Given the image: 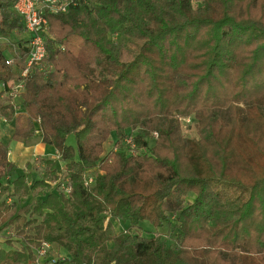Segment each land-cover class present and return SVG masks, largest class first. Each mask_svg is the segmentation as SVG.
Returning <instances> with one entry per match:
<instances>
[{
    "label": "trees",
    "instance_id": "16d2710c",
    "mask_svg": "<svg viewBox=\"0 0 264 264\" xmlns=\"http://www.w3.org/2000/svg\"><path fill=\"white\" fill-rule=\"evenodd\" d=\"M64 1L21 78L27 37L0 0V118L57 154L15 175L0 143V264H39L43 244L68 257L42 264H264V0Z\"/></svg>",
    "mask_w": 264,
    "mask_h": 264
},
{
    "label": "built area",
    "instance_id": "2783aa9c",
    "mask_svg": "<svg viewBox=\"0 0 264 264\" xmlns=\"http://www.w3.org/2000/svg\"><path fill=\"white\" fill-rule=\"evenodd\" d=\"M14 9L17 15L21 18L25 35L27 37V46L29 48L28 56L25 61V67L20 73L21 78H25L33 69H40L47 56V38H51L48 33V16L66 14L69 9V3L64 0H16ZM11 61H7L9 65ZM15 91L21 92L23 90V83L20 81L17 85H9ZM189 119H185V121ZM6 122L0 118V123ZM156 138V135L154 134ZM125 143L133 150L131 137L125 139ZM37 161L34 156L31 163ZM92 175H85V186L92 185ZM66 195L69 192L68 188L64 189ZM51 245L43 244L35 251L37 255V263L42 264L43 259L47 256L48 249ZM41 260V261H40Z\"/></svg>",
    "mask_w": 264,
    "mask_h": 264
},
{
    "label": "rangeland",
    "instance_id": "374dc122",
    "mask_svg": "<svg viewBox=\"0 0 264 264\" xmlns=\"http://www.w3.org/2000/svg\"><path fill=\"white\" fill-rule=\"evenodd\" d=\"M198 5H199L198 0H194L193 1V6L196 7ZM15 103L18 104L19 103V99H15ZM1 124L3 125V123H1ZM181 125H182V133H183L184 136H190V135L194 134L193 133V129H192V126H193V120L192 119L189 120V121L181 120ZM2 127H3V132H4V135H5V141L4 142L7 141L9 143V148L12 151V155L10 156V159L13 161V157L14 156H17V157L22 159V156H24V155H22V152L24 151V149H19L18 145H17V142L12 141L11 138H10V130H8V128L5 125H3ZM186 127L188 128L187 130L185 129ZM37 144H39V143H37ZM37 144H35V145H37ZM66 144L75 146V139H74L73 135L67 136ZM35 145L30 146V147H34ZM23 148H29V147H24L23 146ZM107 149H109V150L112 149V145L111 144L106 145V150ZM56 155L57 154H56V152H55V150L53 148L47 147L46 151L42 152L41 154L38 153L37 156L35 155L37 157V161L34 162V165L35 164L39 165L41 159H44V158H50V159H55L56 160L57 159ZM31 159H32V157H31ZM31 159L23 158V160H21V161L15 160L16 161L15 164L17 165V167H20L19 170L15 173V175H17L18 173H21L22 170H24L25 165L27 163H31L30 162ZM59 169H60V172H61L62 169L61 168H59ZM37 172H38V170H34V172H33V177L34 178L37 177V175H36ZM187 201H191V198L189 200V197H188ZM30 202H31V197H27V198H24V199H21V200L17 201V204H18V207H22V206H24V205H26V204H28ZM125 227H126L125 224L117 223V222L114 223V230H115L116 233L124 230ZM143 227H144V229L146 231H147V229H149L145 225ZM142 234H144V233H142ZM2 237L5 238V239H10L9 237H11V232L8 235H7V232L4 233ZM14 243H16V242H14ZM18 246L19 245L17 243H16V245L13 244V247H18ZM48 252L49 253L45 257V259L49 260V261L50 260H55V259H58V258L68 257V255L64 252V250H62L61 248H59L56 245H51L50 248L48 249Z\"/></svg>",
    "mask_w": 264,
    "mask_h": 264
},
{
    "label": "crops",
    "instance_id": "0c3cea01",
    "mask_svg": "<svg viewBox=\"0 0 264 264\" xmlns=\"http://www.w3.org/2000/svg\"><path fill=\"white\" fill-rule=\"evenodd\" d=\"M3 123V122H2ZM3 125H5L7 128H8V130H10V138H11V135H12V132H13V127H12V125H9V124H5V123H3ZM1 123H0V143L1 144H4V145H6V146H8V160L9 161H12L11 159H10V156L12 155V151H11V149L9 148V143L6 141V142H4L5 141V135H4V132H3V126ZM7 131V130H6ZM17 145H18V148L19 149H24V151L22 152V155H24V156H22V159L21 158H19V157H17V156H14L13 157V161L12 162H14V163H16V161L15 160H19V161H21V160H23V158H29V159H31V157L33 158L35 155L37 156L38 155V153H42V152H44V151H46V148H47V146H45V145H43V144H37V145H35L34 147H29V148H23V145L22 144H20V143H17ZM31 161V160H30ZM19 168L20 167H17V170H19ZM7 232V229H3V230H1L0 231V249H7L8 247L3 243V234L4 233H6Z\"/></svg>",
    "mask_w": 264,
    "mask_h": 264
}]
</instances>
